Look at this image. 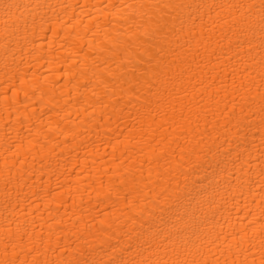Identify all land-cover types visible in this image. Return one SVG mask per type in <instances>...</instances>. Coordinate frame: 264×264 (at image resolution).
Listing matches in <instances>:
<instances>
[{"label":"bare ground","instance_id":"obj_1","mask_svg":"<svg viewBox=\"0 0 264 264\" xmlns=\"http://www.w3.org/2000/svg\"><path fill=\"white\" fill-rule=\"evenodd\" d=\"M0 264H264V0H0Z\"/></svg>","mask_w":264,"mask_h":264}]
</instances>
